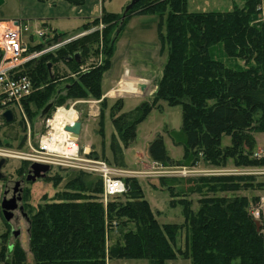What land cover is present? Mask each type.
<instances>
[{
	"label": "trees",
	"instance_id": "1",
	"mask_svg": "<svg viewBox=\"0 0 264 264\" xmlns=\"http://www.w3.org/2000/svg\"><path fill=\"white\" fill-rule=\"evenodd\" d=\"M66 1L74 6L86 2ZM136 14L159 15V35L167 61L151 101L145 100L128 112H121L123 99L112 106L118 135L111 141L115 160L121 155V144H132L139 124L164 101L182 107L180 130L167 132L184 152L182 158L174 160L163 136L158 135L148 148L153 161L184 166L203 161L212 167H227L231 161L241 168L264 167V157L256 156L255 137L256 132L264 131V0H243L242 5L236 2L227 11H192L189 0H138L128 12L103 11L74 34L47 33V44L30 46V51H42L52 42L88 31L20 65L19 73L28 75L34 85L33 94L24 103L28 117L32 119L41 109L40 118L45 120L66 100L50 101L59 78L51 70L54 60L64 61L74 73L65 85V98H101L104 73L111 67L116 42ZM100 44L103 62L80 71L83 57L98 53ZM77 53L80 62L74 58ZM223 54L243 60L246 67L228 65ZM50 103L51 109L43 114ZM224 134L231 137L228 146L222 145ZM23 144L22 140L20 146ZM25 164L30 166L25 160L20 169ZM92 175L79 171L70 182L79 189L77 193L58 194L31 217L30 248L37 264H107L114 259L166 264L178 257L190 259L192 264H264L263 219L258 230V220L251 212L252 199L240 193L264 187L257 182L258 175H203L187 180L186 190H178L176 185L184 177H161L162 187L170 192L171 205L182 207L183 224L161 223L137 178L125 177V199L114 197L105 206L95 195L103 191L102 178ZM190 194L202 195L197 210ZM257 200L259 197H253ZM116 229L121 231L119 238L108 248V232ZM183 229L187 235L181 248L178 240ZM17 251L9 257L0 248V263L23 264L24 254Z\"/></svg>",
	"mask_w": 264,
	"mask_h": 264
},
{
	"label": "rangeland",
	"instance_id": "2",
	"mask_svg": "<svg viewBox=\"0 0 264 264\" xmlns=\"http://www.w3.org/2000/svg\"><path fill=\"white\" fill-rule=\"evenodd\" d=\"M122 2L123 0H113V2L110 4V8L114 11H122ZM242 3L243 0H237L238 5H242ZM232 8L233 4L230 2V0H190L189 9L192 11H227L231 10ZM17 10L18 8L16 4L13 1H8L3 6L1 12L3 14H14L17 12ZM134 21L136 22L134 23V25L130 23V26L127 28V30H125L124 33L122 32L123 35L121 36L119 43L117 44L121 46H118L117 50L115 49V53L112 57L111 67L104 73V94L101 98H65V85L69 83V78L74 73H72L71 68L64 61L54 60V65L52 64L51 70L53 75H56L59 78L56 79L57 82H55V84L53 85L54 92L50 101H53L54 99H66L65 102L62 103V105L67 107L73 106L79 112V121L82 122L83 127L81 135L78 139L82 151L87 148L90 151L91 157L97 158L99 160H105L112 166L114 165L128 171L130 175L127 177L137 178L144 190V195L149 201L152 210L155 212H159L158 219L161 223L183 224L185 222V217L182 212V207H173L171 205L170 192L162 187L160 181L161 177H168V173L175 171L177 169V165H169L153 161L149 155L148 150L149 144L154 141L158 137V135H162L164 143L169 151V154L172 157L179 158L183 155V146L174 144L172 138L169 135V132H167V130H180L182 126V107L169 106L164 101L160 102L159 105H161V107H155L151 111L149 116L139 124L135 141L128 147H124L121 144V150L119 152L121 155L119 156L118 161L115 160L114 153L111 148L112 137L114 134L117 135L112 122V106L117 100L123 99L124 104L121 112H128L136 108L145 100L151 101L153 97L152 95L156 91V85L161 79L163 68L167 61V50L165 49L159 35V15L149 14L148 16H146V18H143L142 23H140L139 20ZM137 23L139 24L137 25ZM141 24L148 25L147 27H149V30L147 33L145 32L141 34L139 33V31H136V29H139ZM31 26L32 29H34V25ZM7 27L8 25H5L0 28ZM87 32H82L78 35L82 36ZM71 38L75 39V37ZM27 42L29 41L27 40ZM47 42L48 39H43L35 35L33 42H29V46H32V43L47 44ZM55 44L57 43L52 42L47 45L46 48ZM102 45L103 44H100L98 53H88L85 55L86 57H83L82 64L79 68L80 71H86L91 66L98 65L103 62L104 56L102 54ZM57 48H54L53 50H56ZM218 51L220 52L222 50L218 49ZM223 57V60L226 61L228 65L246 67V64L243 60H240L238 58H228L226 55H224ZM133 67L134 69H139L141 71L143 76L141 78L146 80L144 82L148 84V89L146 90V94L143 97L131 95L133 93L121 90L122 84L127 83V80H135V77H133L132 73H130V70H132ZM124 69H127L130 74L127 72L126 74H128V76L125 75L126 77H123L119 81H117L119 76L121 75L122 70ZM4 111V107L0 105V135L2 140V145H0V147L17 152H31L33 148L37 146L41 135L44 134L47 130L45 126V120L40 118L41 109L37 110L32 119H30L27 114L26 116H24L15 110V119L14 122L12 121L13 123L10 122L11 124L5 121L3 117ZM255 137L257 140L256 156L264 157V131L256 132ZM22 140L24 141V144L20 146ZM230 144L231 137L227 134H224L222 137V145L228 146ZM24 161L25 160L13 157L7 158V164L3 168L5 178L3 179V181H0V186H3L5 181L9 182L10 180H15L17 176H19L18 179H20L23 174L25 175L24 187L26 188V193L24 201L22 203L23 205H25L26 212H29L28 216L30 217V221H27V219H25L19 211H16L15 218L8 223L3 215L1 199L0 248L3 249V251L5 250V254L9 257L18 252L17 250H21L24 254L23 264H37L35 254L31 251L30 248V230L32 225L31 217L37 212L40 205L53 202L58 198V194L65 191L70 193H77L79 189L77 188V186L72 185L70 182H72V180L79 175V170H76L74 168H60L52 166L50 171L44 177H41L33 182L28 181V175H26L27 170L31 168V162L29 167L27 164H25L23 169H20V167H22V162ZM204 166L211 168L210 165L203 163V161H201V163L197 166H188L189 168L197 170L196 173L199 175L184 177L182 179L184 180L182 183L176 184L177 189L179 190L180 188H182L186 190L189 187V184L187 182V180L189 179L192 180L193 178L201 177L203 175H225V173H229L228 171L231 170L222 169L224 167H217L215 171L206 170L203 169ZM230 167L233 166L231 165ZM241 169H245L244 171L248 169L259 170L258 168L254 167ZM261 170H264V168H262ZM204 171H206L207 173L203 174L202 172ZM160 173H162L163 175L160 176ZM93 175L91 178L99 177L98 175ZM257 177L258 183H264V174H258ZM126 187L128 191L127 182ZM84 192L89 193V191ZM240 193L245 194L250 199H252L251 212L253 208L258 207L264 201V187L254 190L249 189L246 191H241ZM124 194L121 195V198L123 200L125 199L123 197L125 196ZM95 195L98 197L99 201L104 203L105 206L106 204H108L109 201H105L102 192H98ZM200 197H202L201 194L193 196L194 200H192L195 201L193 205L194 210L199 207L197 201ZM253 197H259V200L253 201ZM14 203H17V201H15ZM262 213H264V211ZM262 219L264 223V214H262L261 217L256 220L260 221ZM11 227H13L15 230L20 231V235L18 237H15L12 234ZM120 232L121 231H119L118 229L108 232V248L116 243L117 239L119 238ZM186 235L187 231L183 229L178 240V246H180L181 248L185 247ZM116 261L121 260H109L107 264H149L148 260L146 259L122 260L123 262ZM166 264H192V261L190 259L178 257V259L170 260Z\"/></svg>",
	"mask_w": 264,
	"mask_h": 264
},
{
	"label": "built area",
	"instance_id": "3",
	"mask_svg": "<svg viewBox=\"0 0 264 264\" xmlns=\"http://www.w3.org/2000/svg\"><path fill=\"white\" fill-rule=\"evenodd\" d=\"M11 23L7 28L0 30V105L4 107L5 111L10 109L14 112L16 110L21 115L26 116L24 103L33 94L34 85L28 75L19 73L18 68L24 62L39 57L74 38L63 40L42 51H30L26 36L30 34L31 37L36 35L43 39H49L47 32L43 28H38L32 33L29 23L24 21H13ZM103 26L101 24L100 27L102 28ZM77 121H79V112L73 106H57L52 114L45 119L47 130L41 135L37 146L31 152H17L0 147V158L13 157L27 160L31 164L38 162L50 165V167L74 168L79 171L95 174L102 178V193L105 201L108 202L114 197L123 195L127 192L124 178L129 176L130 173L114 165L112 166L105 160L91 157L90 151L87 148L82 151L79 139L66 130L67 126H72ZM176 168V170L171 169L175 171L168 173V176L188 177L199 175L196 173L197 170L188 166L177 165ZM262 168H258L259 170L248 169L246 171H244L245 169H233L225 174L263 175L264 170H261ZM202 173L206 174L207 172L204 171ZM161 175L163 174L160 173ZM263 211L264 201L258 207L253 208L252 214L256 219H259L264 214L262 213Z\"/></svg>",
	"mask_w": 264,
	"mask_h": 264
},
{
	"label": "crops",
	"instance_id": "4",
	"mask_svg": "<svg viewBox=\"0 0 264 264\" xmlns=\"http://www.w3.org/2000/svg\"><path fill=\"white\" fill-rule=\"evenodd\" d=\"M8 1H13L16 4V6L18 8L16 13H14V14H3L1 12L3 6ZM131 1L132 0H123V2H122L123 10L122 11H114L113 9L110 8V4L113 2V0H86L85 4L81 5V6H74L70 3H68L66 0H0V27H3L5 25L10 26L11 22H13V21H24L26 23H29L32 33H34L38 28H43L47 33H53V31H56L58 33L74 34L76 32V30L80 26H82L84 23H86L92 19L100 17L102 15L103 11L122 13L126 9L127 5H129L131 3ZM230 2L234 5V3L237 2V0H230ZM189 8H190V0H189ZM148 15L149 14L133 15L131 17V19H129L130 21H128L127 26L123 30V33L130 26L129 25L130 23L132 25H134V23H136L134 20H139V22L142 23L143 18H146V16H148ZM134 18H137V19H134ZM138 24L139 23H137V25ZM31 25H34V29H32ZM147 26H148L147 24H141L139 29H136V31H139V33H141V34L145 33V32L147 33L149 30V27H147ZM133 27H135V26H133ZM122 35L123 34H121L120 37L118 38L116 45L119 43V40H120ZM75 36H79V35H75ZM34 37L27 35L26 39L29 42H33ZM32 44H33L32 46H34L37 43L36 44L32 43ZM118 46L120 47L121 45H117L116 50L118 49ZM130 71H131L130 73H132L133 77H135V80L134 81L127 80L126 81L127 83L122 84L121 90L125 91V92L134 93L136 91V87H134L133 84L137 83V82L143 83L145 80L141 78L143 76H142V73L139 69H134V67H133L132 70H130ZM127 72H128L127 69L122 70L121 75L119 76L117 81H119L123 77H126L125 75L128 76V74H126ZM103 89H104V87H103ZM131 95H136V94H131ZM137 96L143 97V95H137ZM182 156L179 158H175L172 156L171 157L174 160H178V159L182 158ZM231 165L233 167H230ZM239 168L241 169V167L234 166L233 163L230 161L228 163V166L224 167L222 169L233 170V169H239ZM203 169L215 171L217 169V167L215 168V167L211 166V168H210V167L204 166ZM219 170H221V169H219ZM195 195H197V194H190L189 195L190 199L194 200L195 197L193 198V196H195ZM194 202L195 201H193V205H194ZM121 261H116V262H121ZM112 262H115V261H112Z\"/></svg>",
	"mask_w": 264,
	"mask_h": 264
},
{
	"label": "water",
	"instance_id": "5",
	"mask_svg": "<svg viewBox=\"0 0 264 264\" xmlns=\"http://www.w3.org/2000/svg\"><path fill=\"white\" fill-rule=\"evenodd\" d=\"M138 0H132L131 3L129 5H127L126 7V12H128L130 9L133 8L134 4L137 2ZM77 62H80V53H77L74 57ZM49 67L51 68V63L49 64ZM134 87H136V91L133 94L136 95H145L146 90L148 89V84L147 83H134L133 84ZM52 107V103H50L43 114L48 113V111L51 109ZM3 117L5 119L6 122L10 123L12 121H14L15 119V115L14 112L10 109L6 110L3 112ZM82 127L83 124L81 121H77L74 125L72 126H67L66 130L68 132H71L74 137L79 138L82 132ZM7 164V158L6 157H2L0 158V180L5 178V174L3 173V168L4 166ZM51 167L50 165L47 164H42V163H38V162H34L31 164V171L29 172L28 176H27V180L28 181H36L37 179L44 177L49 171H50ZM12 181L7 182L6 187H5V193L2 197V203H1V207H2V211H3V215L6 221H11L14 213L13 210L17 207V204L12 202L9 198H8V192L10 191H14V189L12 188ZM0 199H1V188H0ZM257 224V228L258 230L261 229V223L259 221L256 222ZM12 234L15 237H18L20 235V231L19 230H12ZM2 264V263H0Z\"/></svg>",
	"mask_w": 264,
	"mask_h": 264
},
{
	"label": "flooded vegetation",
	"instance_id": "6",
	"mask_svg": "<svg viewBox=\"0 0 264 264\" xmlns=\"http://www.w3.org/2000/svg\"><path fill=\"white\" fill-rule=\"evenodd\" d=\"M30 171H31V168H29L27 170L26 175H28ZM18 177L19 176H17V178L15 180H10V181H12L11 186L14 189V191L8 192V195H7L11 201H13V202L17 201V203H16L17 207L13 210L14 216H13L12 220L15 218V212L19 211L22 214V216L25 219H27V221H30L29 220L30 217L28 216L29 212L28 213L26 212L25 205H23V203H22L24 201V197H25V193H26V188L24 187L25 175L23 174L20 179H18ZM0 181H3V179ZM6 182L7 181L4 182L3 186L2 185L0 186V188H1V199L5 193L4 191H5V187H6ZM7 222L9 223L10 221H7ZM11 229L13 230L14 228L11 227ZM12 230H11V232H12Z\"/></svg>",
	"mask_w": 264,
	"mask_h": 264
},
{
	"label": "bare ground",
	"instance_id": "7",
	"mask_svg": "<svg viewBox=\"0 0 264 264\" xmlns=\"http://www.w3.org/2000/svg\"><path fill=\"white\" fill-rule=\"evenodd\" d=\"M1 30L3 29V28H0ZM146 81V80H145Z\"/></svg>",
	"mask_w": 264,
	"mask_h": 264
}]
</instances>
